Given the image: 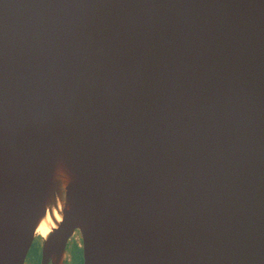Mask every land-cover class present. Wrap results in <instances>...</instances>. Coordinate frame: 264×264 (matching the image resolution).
Instances as JSON below:
<instances>
[{"label":"water","instance_id":"95a60500","mask_svg":"<svg viewBox=\"0 0 264 264\" xmlns=\"http://www.w3.org/2000/svg\"><path fill=\"white\" fill-rule=\"evenodd\" d=\"M58 197L41 264H264V0H0V264Z\"/></svg>","mask_w":264,"mask_h":264},{"label":"flooded vegetation","instance_id":"af4514ba","mask_svg":"<svg viewBox=\"0 0 264 264\" xmlns=\"http://www.w3.org/2000/svg\"><path fill=\"white\" fill-rule=\"evenodd\" d=\"M73 237L68 242L65 264H83L84 260H83V251H82V243H81L82 239L80 235L77 233ZM41 261H42V238L39 237L35 239L28 253L25 264H41Z\"/></svg>","mask_w":264,"mask_h":264},{"label":"bare ground","instance_id":"6f19581e","mask_svg":"<svg viewBox=\"0 0 264 264\" xmlns=\"http://www.w3.org/2000/svg\"><path fill=\"white\" fill-rule=\"evenodd\" d=\"M52 204L53 205H52L51 211L48 210L46 216L42 219L40 225L37 228V234L39 235V237L46 238L52 232L53 228H56L58 226V223L62 220L61 197H58ZM79 239H80V237H79Z\"/></svg>","mask_w":264,"mask_h":264}]
</instances>
